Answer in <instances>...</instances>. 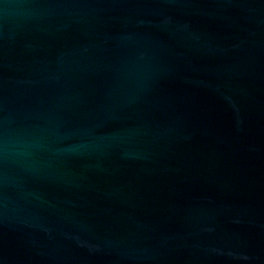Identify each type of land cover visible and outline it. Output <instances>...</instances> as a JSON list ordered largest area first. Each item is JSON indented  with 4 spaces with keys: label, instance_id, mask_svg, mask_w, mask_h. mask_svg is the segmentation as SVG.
<instances>
[{
    "label": "water",
    "instance_id": "95a60500",
    "mask_svg": "<svg viewBox=\"0 0 264 264\" xmlns=\"http://www.w3.org/2000/svg\"><path fill=\"white\" fill-rule=\"evenodd\" d=\"M0 264H264V0H0Z\"/></svg>",
    "mask_w": 264,
    "mask_h": 264
}]
</instances>
